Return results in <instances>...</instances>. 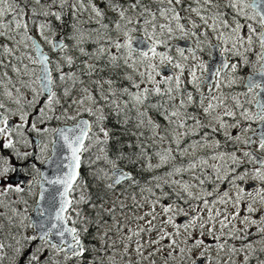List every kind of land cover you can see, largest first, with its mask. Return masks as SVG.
<instances>
[{
    "label": "snow or ice",
    "instance_id": "obj_1",
    "mask_svg": "<svg viewBox=\"0 0 264 264\" xmlns=\"http://www.w3.org/2000/svg\"><path fill=\"white\" fill-rule=\"evenodd\" d=\"M104 2L116 16L112 29L94 0H0L2 148L27 160L31 154L16 145L30 144L28 133H35L58 137L67 151L57 164L58 174L47 181L62 188L58 207L41 211L40 220L27 215L26 200L20 208L21 200L12 198L25 189L22 181L8 182L17 168L10 157L0 155V264H105L114 242L108 243L109 230H100L108 224L107 213L116 231H122L117 209L122 215L133 213L137 224L135 231L124 232L128 243L122 247L124 256H130L137 237L134 251L141 259L128 264H264V0ZM69 15L71 33L57 40L54 22L63 28ZM86 22L98 27L85 31L81 25ZM33 27L55 58L31 34ZM88 39L97 45L92 52L82 46ZM65 40L73 41L85 57L80 65L68 54ZM206 50L209 56L218 54V63L202 59ZM249 53L255 62L246 91L229 96L223 89L238 84ZM122 68L131 72L121 73ZM117 77L127 80V86H117ZM193 107L199 112L189 111ZM109 115L135 137L136 143L128 144L133 151L121 147L110 154ZM53 120L65 126H44ZM157 144L158 163L153 164L149 148ZM93 148L95 158L86 163L89 168L103 165L92 168L98 192L94 198L81 191L72 199L71 193L84 183V154ZM40 149L43 154L48 143L41 142ZM203 149L210 151L198 155ZM178 157L189 158L176 164ZM170 163L163 176L145 185L135 175L136 170L153 171ZM74 204L94 211L85 214ZM92 229L99 243L89 246L84 237ZM145 234L148 239L141 243Z\"/></svg>",
    "mask_w": 264,
    "mask_h": 264
},
{
    "label": "rangeland",
    "instance_id": "obj_2",
    "mask_svg": "<svg viewBox=\"0 0 264 264\" xmlns=\"http://www.w3.org/2000/svg\"><path fill=\"white\" fill-rule=\"evenodd\" d=\"M94 2L97 5H99L100 8L102 10H104L105 13H106V18H105L104 22L109 24L110 29L114 28L113 21L116 19L115 13L111 12L105 6L104 0H94ZM90 15H91L90 10L89 11H85L83 19L85 21H88ZM184 15L187 16L188 14L184 13ZM65 20H66V24H65V26L63 28L60 27L59 23L54 22V26H55V29H56V37H55L56 39H61L62 37H66L69 33H71V27H70V24L72 23L71 16L70 15L66 16ZM241 22L244 23L243 19H241ZM81 27L85 31H89V30H92V29H95L96 27H98V25H96L94 22H86V23H83L81 25ZM245 31H246V29H245ZM31 34L33 36H36V39L40 41V43L45 48V51L48 54H50L52 56L53 55L56 56V53H53L51 51L50 46L48 44H46L43 40H41L39 36L36 35L35 27H33ZM110 34H111L113 39L117 38V35H116L115 31H111ZM49 35L51 36V33H49ZM133 35L135 37H139L138 33L133 34ZM120 38L123 39L122 36ZM65 43H67L69 45V53L68 54L72 55L74 58H76L77 65H80V61L84 60L85 57L81 56L79 51L73 48V43H74L73 41L65 40ZM172 43L173 44H178L179 46H181L182 43L185 44L184 41H179V42L173 41ZM82 46L88 52L94 51L95 48L97 47L96 44L92 43L91 39H88ZM113 51H115V49H113ZM158 51H165V49L158 48ZM214 53L215 52H213V54ZM171 54L173 56L176 55L175 48H173ZM200 55H201L202 59H204L206 62L211 60V56L208 55L207 50L205 52H203V53H200ZM248 57H249V62H250L249 65L242 66L239 69V71H238V76L241 77V79L238 81V84L232 89H227V88L223 89V91L225 93H227L229 96L238 94V93L243 92V91H246V89L244 88V84H245V82H246V80L248 78V75L253 73L254 69H253V67L251 65L255 62V56L252 53H249ZM236 59L237 58H233V62H235ZM25 63H27V61H25ZM30 67H32V66L30 65ZM65 71H68V69L65 68ZM120 71H121V73H123V72H131L130 69H126V68H122ZM132 74L135 75L134 73H132ZM102 75L105 78H107L110 74L108 72H105V73H102ZM13 79L15 80L16 78L13 77ZM116 79H117V86H127V84H128L127 80H123L120 77H117ZM105 87H107V86H105ZM189 90H192L191 86H189ZM192 91H194V90H192ZM204 91H205V94H207V88L206 87L204 88ZM26 95H28L29 98L31 97V93H26ZM156 99H159V98L158 97H153V100H156ZM240 99L243 102L245 100V97L241 96ZM177 100H179V96H177ZM228 103H229V106H231V100L230 99H229ZM245 106L249 107V108L252 107V105H250V104H245ZM189 111L199 112V109L197 107H193V108H190ZM106 112H107V109H106ZM73 115H75V113H73ZM150 115H152L157 120L158 123H161V124L164 123L163 120L160 118V116H158L154 111L150 112ZM33 116H35V113H33ZM16 120H17V118L13 117L11 122L14 123V122H16ZM71 124H72V121H69L67 125H71ZM61 125H64V124L62 122L53 120V121H50L47 125H44V126L49 127V128H57V127H59ZM107 126H108V128H109V130H110V132H111V134L113 136V139L110 142V154H111V150H112L111 147H114V148L115 147H120V145L127 143L125 147L128 150V149H130V148H128V144L129 143H132V144L136 143L135 137H133L130 134V132H127V133L125 132V129L122 127V125L120 123L117 122V118L115 116L109 115V119L107 121ZM252 127L255 128V127H257V125L253 124ZM128 128L131 129L132 131H135V129L132 127L131 124H129ZM30 136H31V133H28L27 139L29 141H31L30 140ZM41 138L44 139V143H48V149L43 154H41V149H40L39 154H38L37 159H36V162L38 164H43L45 162V160L50 156L51 143L49 141L50 140H54L53 136H51V137L45 136V137H41ZM217 138L221 139V140L223 139L222 136H218ZM112 142H113V144L111 146ZM119 142H122V144H119ZM2 143H3V141H2ZM167 143L168 142L166 141L164 146H167ZM186 143H187V141L185 142V144ZM32 145L33 144H32V141H31L30 144H18V145H16V148L20 152H28V153H30L32 155ZM172 146L175 147V145H172ZM160 147L161 146L157 144L154 147H150L149 148V152L152 153V163L153 164L158 163V159L155 156V151H156V149H158ZM131 150H133V149H131ZM208 151H210V150H208V149L199 150L197 154L203 156ZM95 153H96V148H93L91 150V152H88V153L84 154L85 163L82 164L83 165V169H82L83 177H82V179H83L84 183H82L80 185V189L79 190H75V191L72 192L73 199H78L81 191H84L88 195H92L94 198H95L96 193L98 192L97 182L94 180V178L92 176V168L100 167V166H103V165L102 164H96V165H93L92 168H89L87 166V163H86V161H87V159L89 157L92 158V159L95 158ZM0 155L5 156V157H10V163L14 167H16L17 165L26 164L27 160L31 159V155H29L27 160H21L20 158L15 157L14 155H12V150L11 149H3L1 143H0ZM188 158L189 157H184V158L178 157L177 160L174 163H176V164L184 163V162H186V160ZM26 165H27V167H26V172L27 173L39 174V170H38V168H37V166H36V164L34 162H31V163L26 164ZM33 165L35 167H33ZM171 166L172 165L170 163V164H168L166 166L159 167V168H157V169H155L153 171H148V170L140 171L141 175L139 174V176H136V177L140 181L141 185H145L147 182L152 180V177H154V176H163L171 168ZM14 175H15V172L9 173V179H8L9 183H11L10 179ZM177 178H179V177H177ZM185 178H187V177H185ZM24 189H25L24 193H21V194L13 193V194H11V196H12L13 199L21 200V203L18 204V207H20V208L25 207V205L22 203V201L26 200L27 201L26 207L28 208L27 215L31 216V214L34 213V210H35L39 188H38V186H35V187H28V188H24ZM120 190L122 191L123 189L121 188ZM165 191H168L167 187L165 188ZM128 192L131 193L132 189H129ZM116 194L119 195L120 191H117ZM101 195H103V193H101ZM109 195H111V193ZM136 195H137V198L139 199V190L138 189L136 190ZM118 203H119V201H117V204ZM127 203L131 204V200L128 199ZM165 203H167V201H165ZM73 207L81 208L84 211L85 214H87L88 211L90 213H93V211H94L93 209H91L86 204H80V205H75L74 204ZM139 214L140 213H136L135 215H139ZM133 216H134V214L130 213V212L126 213V215H122L121 212L119 211V209H117V211L115 212V219H116V221H119L121 226H122V231L117 232L116 231V223H115V221H113L108 216L107 213L104 214V218L106 220H108V224L105 225L103 228H101L100 231L103 232L105 230H109L110 235H109V238H108V243H109V245H112L113 242H114V248H109V254L104 257L105 264H128L129 261H133L134 262V261H137V260L141 259L134 251L135 240L138 239L137 237H133V242L131 244V248L133 249V251L131 252L130 256H127V257L124 256V251L125 250L122 247L123 244L128 243L127 238L124 235V232L127 231L129 228H131L132 231H135L137 229V224L133 221ZM29 231H31V229H29ZM92 232H93L94 236L97 235L95 229H92ZM130 234L131 233L129 232V235ZM113 235H116V236H113ZM93 237H91L89 239V241H90L89 246H91L92 244L99 243V241L97 239H94ZM153 237H155V234H153ZM147 239H148L147 234H145L144 235V239L141 240V243H144ZM206 239H208V238L206 237ZM143 264H148V262L145 260V261H143ZM157 264H161L160 260H158Z\"/></svg>",
    "mask_w": 264,
    "mask_h": 264
},
{
    "label": "water",
    "instance_id": "obj_3",
    "mask_svg": "<svg viewBox=\"0 0 264 264\" xmlns=\"http://www.w3.org/2000/svg\"><path fill=\"white\" fill-rule=\"evenodd\" d=\"M136 38L139 39L140 37H136ZM133 46L136 47L137 45L134 43ZM181 46H185V44L182 43ZM218 60H219L218 54L215 52L211 56V60H209L208 63L216 64L218 63ZM251 76L252 74H249L247 80L251 78ZM256 79L259 80L260 77L257 76ZM63 126L65 125H61L59 127H63ZM67 126H71V125H67ZM32 140L34 142V146H36L38 140L35 138H33ZM54 140L57 141V143L55 145H52L51 156L44 165L39 167L41 173V181L39 184V192H38L35 210L34 213L31 215V218L33 220L43 219V217L40 216L41 211H45L47 214V212L53 211L54 208L58 207L59 204V194L62 191L61 186L52 185L50 183H47V181L56 177V175L58 174L57 164L59 160L62 158V156L67 154V151L66 149L61 148L60 146L61 142L59 141L58 137L54 136ZM2 141L3 139L0 138V143H2ZM16 167H17V172H15V175L10 179L11 183L15 184L22 181L23 182L22 186L24 188L30 187L32 185L33 178L26 177L25 174L22 173V169H23L22 165H17ZM82 169H83V165L81 166L80 169L81 177H82ZM41 192H43V197H44L43 200H40ZM71 198H72V193H71Z\"/></svg>",
    "mask_w": 264,
    "mask_h": 264
},
{
    "label": "flooded vegetation",
    "instance_id": "obj_4",
    "mask_svg": "<svg viewBox=\"0 0 264 264\" xmlns=\"http://www.w3.org/2000/svg\"><path fill=\"white\" fill-rule=\"evenodd\" d=\"M49 55H50V54H49ZM50 56H52V55H50ZM52 57L55 58V55H53ZM33 138H35V139L38 140L36 146H34V142H33V140H32ZM53 139H54V136H53ZM30 140L32 141V144H33V145H32V155H31V159L27 160V163H26V164H29V163H31V162H34V163L36 164L38 170H39V174L27 173V172H26V167H27L26 164H21V165L23 166L22 173L25 174L26 177H29V178L32 177V178H33V181H37V183H33V182H32V185H31L30 187L38 186V188H39V184H40V181H41V173H40V169H39V167L42 166V165H44V164L47 162V160H48L49 157L51 156V153H50V156L45 160V162H44L43 164H38V163L36 162V159H37V156H38L39 151H40V143H41V142H44V139L41 138L40 136H37L35 133H31ZM1 144H2V143H1ZM52 145H53V144L51 143V148H52ZM51 152H52V151H51ZM27 170H28V169H27ZM82 177H83V174H82ZM32 214H33V213H32ZM32 214H31V215H32ZM87 214H92V213H90V212L88 211ZM93 236H94V234H93V232H92V230H91L90 233H89L87 236L84 237L85 243H86L87 245L90 244L89 239H90L91 237H93ZM113 236H116V235H113Z\"/></svg>",
    "mask_w": 264,
    "mask_h": 264
},
{
    "label": "trees",
    "instance_id": "obj_5",
    "mask_svg": "<svg viewBox=\"0 0 264 264\" xmlns=\"http://www.w3.org/2000/svg\"><path fill=\"white\" fill-rule=\"evenodd\" d=\"M126 141H127V140H126ZM112 144H113V142L111 143V146H112ZM119 144H122V142H119ZM126 144H127V143L122 144V145H120V147H115V148H114V147H111V149H112L111 152H114V151H116L117 148H121V147H123L124 151H126V152L133 151V150H131V149H128V150H127V148L125 147ZM139 174L141 175L140 171H139V170H136L135 175H136V176H139Z\"/></svg>",
    "mask_w": 264,
    "mask_h": 264
}]
</instances>
